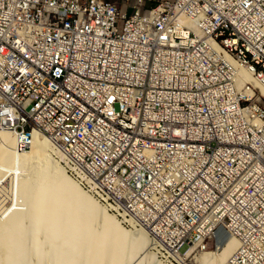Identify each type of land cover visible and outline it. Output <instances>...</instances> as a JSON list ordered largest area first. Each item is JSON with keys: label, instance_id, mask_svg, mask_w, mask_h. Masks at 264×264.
<instances>
[{"label": "built area", "instance_id": "1", "mask_svg": "<svg viewBox=\"0 0 264 264\" xmlns=\"http://www.w3.org/2000/svg\"><path fill=\"white\" fill-rule=\"evenodd\" d=\"M263 89L264 0H0V132H41L157 256L224 228L225 264H264Z\"/></svg>", "mask_w": 264, "mask_h": 264}, {"label": "bare ground", "instance_id": "2", "mask_svg": "<svg viewBox=\"0 0 264 264\" xmlns=\"http://www.w3.org/2000/svg\"><path fill=\"white\" fill-rule=\"evenodd\" d=\"M60 162L63 155L41 132L19 151L13 134L1 130L0 175L10 179L11 203L0 198V264H166L146 228H129L123 220H134L109 213ZM226 233L216 251L194 253L192 246L187 253L196 263L225 264L238 247Z\"/></svg>", "mask_w": 264, "mask_h": 264}, {"label": "rangeland", "instance_id": "3", "mask_svg": "<svg viewBox=\"0 0 264 264\" xmlns=\"http://www.w3.org/2000/svg\"><path fill=\"white\" fill-rule=\"evenodd\" d=\"M55 159H58L56 156H55ZM57 161H59V159L57 160ZM60 164L61 165H63V166H65L63 163H61L60 162ZM70 175V174H69ZM0 177H1V175H0ZM1 181H2V187H6L5 188V190H4V193H5V191L7 192L6 193V195H9V196H6L5 194H1L0 193V198L1 199H5L6 200V205H10V203H11V199H10V192H9V190H10V188L9 187H11L10 186V179H9V177H5V179H4V177L2 178L1 177ZM81 183V182H80ZM6 184V185H5ZM82 184V186L83 187H85L84 186V184L83 183H81ZM86 188V187H85ZM7 189V190H6ZM87 189V188H86ZM0 190H1V187H0ZM18 192H17V190H16V194H17ZM2 195V196H1ZM4 196V197H3ZM3 197V198H2ZM109 213H112L111 211H109ZM126 226H128V225H126ZM129 228H133L132 226H130L129 225ZM223 229L224 228H219V229H216V230H214V232H212V234L210 235V238L208 239V241H207V243H206V248L205 249H203L204 251H216L218 248H220V246H222V244L224 243V241H225V238L227 237V236H225L224 238H222V231H223ZM98 230H100V227L98 228ZM227 235V234H226ZM219 246V247H218ZM189 249H190V246H186L182 251H181V255L178 257V256H174V258H172V257H164V256H160V255H156L159 259H162L163 261H164V263H166V264H200V263H196L195 262V257L193 256L192 257V255H190V254H188L187 253V251H189ZM198 250L199 249H196V250H194L195 252L194 253H196V252H198ZM193 253V254H194ZM183 256V257H182ZM183 258V259H182ZM33 260V259H32ZM184 261V262H183ZM33 264L35 263V261L33 260V262H32ZM50 264H51V262H50Z\"/></svg>", "mask_w": 264, "mask_h": 264}, {"label": "water", "instance_id": "4", "mask_svg": "<svg viewBox=\"0 0 264 264\" xmlns=\"http://www.w3.org/2000/svg\"><path fill=\"white\" fill-rule=\"evenodd\" d=\"M221 234H222V238H224L225 236H227V235H226V234H227V233H226V230H225V229H223V231H222V233H221Z\"/></svg>", "mask_w": 264, "mask_h": 264}]
</instances>
